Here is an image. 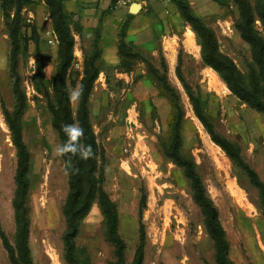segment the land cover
Masks as SVG:
<instances>
[{
	"label": "rangeland",
	"instance_id": "1",
	"mask_svg": "<svg viewBox=\"0 0 264 264\" xmlns=\"http://www.w3.org/2000/svg\"><path fill=\"white\" fill-rule=\"evenodd\" d=\"M186 1L212 30L217 52L234 63L241 83L258 86L261 93L264 0ZM69 28L81 40L74 36V59L65 79L68 98L81 85L85 58L98 53L100 72L89 94L88 115L97 143L99 184L118 211L114 232L94 201L74 239L83 248L80 264H133L142 232V264H220L206 211L194 198L185 168L169 153L178 118V150L195 162L226 231L230 259L234 264H264V206L256 181L264 185V109L253 97L233 90L214 61L203 58L202 38L188 22L181 30L171 26L166 48L159 43L155 55L133 48L127 72L103 66L98 30L83 31L70 15ZM189 32L193 45L187 40ZM77 44L83 54L75 56ZM59 45L47 0H0V226L15 244L19 153L10 122L21 90L24 108L15 122L29 155L34 264H67L63 234L69 172L64 157L55 154L62 139L51 109L58 102L54 76ZM79 103H70L74 119ZM221 140L239 146L245 167ZM0 264H13L1 238Z\"/></svg>",
	"mask_w": 264,
	"mask_h": 264
},
{
	"label": "trees",
	"instance_id": "2",
	"mask_svg": "<svg viewBox=\"0 0 264 264\" xmlns=\"http://www.w3.org/2000/svg\"><path fill=\"white\" fill-rule=\"evenodd\" d=\"M170 1L178 7L182 18L186 22L190 23L192 28L199 34V36H201L203 58L210 63H212V60L214 61L215 66L225 73L227 80L229 81V85L233 90L238 91L245 96L253 97L258 105L264 109V99L262 97V95H264V89L260 93L258 86L256 88H248L241 83L234 63L230 59L217 52L212 30L203 22L202 17L195 12L191 4H189L186 0ZM47 4L49 5V8L52 12L55 30L60 37L59 61L54 76V85L58 93V102L57 105L51 106L55 119L54 125L59 129L63 144L67 141V136L62 131V125L79 123V125L84 129V137L81 139L80 143L84 145H91L94 151V156L88 160H81L78 156L72 157V164L75 168H78L79 171L76 173L72 172L71 170L68 171L69 190L64 203L66 229L63 234V241L66 261L67 264H80L79 251H82L83 248H78L74 239L79 232L81 221L90 212L94 201L98 200L100 209L105 216L106 222L113 228L114 232L117 231L118 223V211L116 205L99 184V178L97 176V143L88 115L89 94L94 81L100 72V64L96 62V59L98 58L97 52H94L91 57L85 58L83 77L81 79L83 94L80 97L76 119H74L72 116L65 83L68 68L74 59V36L69 28V15L64 10L63 1L47 0ZM18 20L19 12L16 13L13 24H11L12 32L14 31ZM123 35L124 27L120 33L121 39L119 40V53L123 59L121 68L127 72L131 70L130 58L132 57L133 48L135 47L133 44H127L122 39ZM12 39L13 43H15L16 39L13 33ZM13 56L16 57L15 45H13ZM23 108L24 94L21 90H19L17 92V103L13 112L11 113L12 118L10 122L14 141L19 153V163L16 172V189L13 197V208L16 225L15 244H12L9 241L1 226L0 238L2 239V243L7 249L13 264H34L29 244L30 218L27 204L29 187L26 173L29 168V155L22 139L20 127L18 123L15 122V119L20 115ZM6 113L10 114L8 110H6ZM198 116L201 117L203 121H205V118L200 113H198ZM178 126L179 118L175 123H173L172 126L173 136L170 144L171 151H169V153L175 162L185 168L186 173L192 182L194 198L197 203H199L206 211L207 226L209 227L215 240L219 263L234 264V262L229 257V242L226 237V231L221 223L218 211L214 206L212 199L206 193L202 180L196 170L195 162L191 158L182 155L178 150L180 141V130ZM219 143L223 146L227 153L232 156L236 162H238V164L245 167L239 146L227 140H221ZM63 157L65 162L69 159V156L67 155ZM256 181L262 189L261 201L264 206V185L261 184L257 178ZM116 238L118 241L117 235ZM144 247L145 233L142 232L140 236V243L134 256L133 264L143 263Z\"/></svg>",
	"mask_w": 264,
	"mask_h": 264
},
{
	"label": "crops",
	"instance_id": "3",
	"mask_svg": "<svg viewBox=\"0 0 264 264\" xmlns=\"http://www.w3.org/2000/svg\"><path fill=\"white\" fill-rule=\"evenodd\" d=\"M62 1L65 11L72 18H77L83 31L98 30L100 61L106 68H121L123 59L119 53V40L123 27L122 39L127 44H133L135 48H141L145 52L155 55L159 43L166 48L165 41L171 26L181 30L186 23L174 3L165 4L162 0H153L147 12L139 11L137 13H131V7L116 6L114 0ZM189 34L190 32L187 40L193 45L194 42L189 41ZM74 36L77 42L81 40L79 35ZM169 38L171 40L168 45L171 48L172 37ZM77 54H83V50L78 44L75 48V56ZM167 55H169V62L174 65L175 54L171 49L167 51Z\"/></svg>",
	"mask_w": 264,
	"mask_h": 264
},
{
	"label": "clouds",
	"instance_id": "4",
	"mask_svg": "<svg viewBox=\"0 0 264 264\" xmlns=\"http://www.w3.org/2000/svg\"><path fill=\"white\" fill-rule=\"evenodd\" d=\"M82 94V85H77L76 88L69 91V102H78ZM62 131L67 136V141L61 145H57L55 154L61 157L69 156V159L65 162V171L68 172L71 170L76 173L79 169L73 166L72 157L78 156L81 160H88L94 156V151L91 145L80 143L84 137V129L79 123L62 125Z\"/></svg>",
	"mask_w": 264,
	"mask_h": 264
},
{
	"label": "built area",
	"instance_id": "5",
	"mask_svg": "<svg viewBox=\"0 0 264 264\" xmlns=\"http://www.w3.org/2000/svg\"><path fill=\"white\" fill-rule=\"evenodd\" d=\"M153 0H114L116 6L130 8L133 5H139L140 11L147 12ZM163 3L169 4L170 0H162Z\"/></svg>",
	"mask_w": 264,
	"mask_h": 264
},
{
	"label": "water",
	"instance_id": "6",
	"mask_svg": "<svg viewBox=\"0 0 264 264\" xmlns=\"http://www.w3.org/2000/svg\"><path fill=\"white\" fill-rule=\"evenodd\" d=\"M140 11V6L139 5H133L131 8H130V12L131 13H137Z\"/></svg>",
	"mask_w": 264,
	"mask_h": 264
},
{
	"label": "bare ground",
	"instance_id": "7",
	"mask_svg": "<svg viewBox=\"0 0 264 264\" xmlns=\"http://www.w3.org/2000/svg\"><path fill=\"white\" fill-rule=\"evenodd\" d=\"M189 41H190L191 43H193V36H192L191 33L189 34ZM238 198L240 199V197H238Z\"/></svg>",
	"mask_w": 264,
	"mask_h": 264
}]
</instances>
